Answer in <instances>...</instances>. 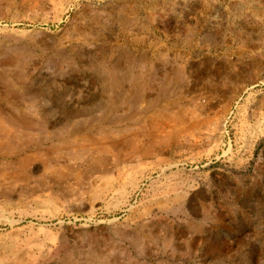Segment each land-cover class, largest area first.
<instances>
[{
  "label": "rangeland",
  "instance_id": "rangeland-1",
  "mask_svg": "<svg viewBox=\"0 0 264 264\" xmlns=\"http://www.w3.org/2000/svg\"><path fill=\"white\" fill-rule=\"evenodd\" d=\"M0 264H264V0H0Z\"/></svg>",
  "mask_w": 264,
  "mask_h": 264
}]
</instances>
